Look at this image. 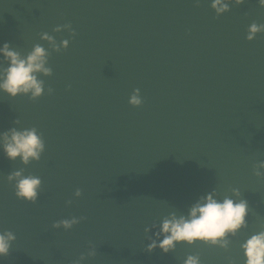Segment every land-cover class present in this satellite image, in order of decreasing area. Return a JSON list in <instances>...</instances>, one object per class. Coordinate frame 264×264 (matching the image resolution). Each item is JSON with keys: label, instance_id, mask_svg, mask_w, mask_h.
<instances>
[{"label": "water", "instance_id": "1", "mask_svg": "<svg viewBox=\"0 0 264 264\" xmlns=\"http://www.w3.org/2000/svg\"><path fill=\"white\" fill-rule=\"evenodd\" d=\"M228 3L217 16L211 0H0V46L24 58L39 45L51 69L34 100L0 92V134L35 128L45 145L28 164L0 147V232L16 237L0 264H243L240 244L264 230V32L246 39L264 7ZM21 170L41 180L35 202L7 180ZM210 193L248 202L227 249L147 250Z\"/></svg>", "mask_w": 264, "mask_h": 264}, {"label": "clouds", "instance_id": "2", "mask_svg": "<svg viewBox=\"0 0 264 264\" xmlns=\"http://www.w3.org/2000/svg\"><path fill=\"white\" fill-rule=\"evenodd\" d=\"M241 2L242 0H236L237 4ZM258 3L264 7V0H258ZM210 6L217 16L229 10L228 0H211ZM62 27L70 30V25L65 24ZM54 31H61V26L56 27ZM259 32H264V24L252 23L248 27L246 39L253 40ZM42 38L50 41L55 51L67 48L69 44V41L65 39L57 45L53 37L47 34H44ZM0 56L8 63V67L0 71V92L10 97L30 94L29 98L33 100L43 94V81L38 80L35 74H51V69L45 66L47 56L45 49L37 45L26 57L21 58L18 52L11 50L5 43L0 46ZM48 92L51 94L52 89L50 88ZM128 103L132 106L142 104L139 89H133ZM0 139L3 140L0 147L3 148L6 157L10 160L19 157L24 164H28L30 160L38 161L45 148L44 141L35 128L20 131L15 128L9 129L0 134ZM258 167L264 169V162H261ZM255 175L259 178L262 174L257 171ZM7 180L14 183L15 195L18 199L29 202L37 200L41 185L39 177L24 175L21 170L9 174ZM235 194L239 195L238 190ZM74 195L79 197L80 190L77 189ZM213 195L210 193L202 198V202H197L191 208L187 218L181 216L177 219L173 216L171 219H165L160 224L159 231L154 233L156 238H149L147 250L151 252L159 248L162 253L167 254L173 251L177 244L185 243L191 246L197 242L227 249L229 243L227 237L235 236L240 229L246 227L248 202L244 199L237 202L230 198L218 201L213 198ZM78 222V219L73 217L55 222L52 227H63L68 230ZM161 236L163 239H160ZM15 239L11 231L0 232V257L9 253L11 242ZM240 248L244 257L243 264H264V230L250 235L240 244ZM183 264H201L200 257L187 255Z\"/></svg>", "mask_w": 264, "mask_h": 264}]
</instances>
